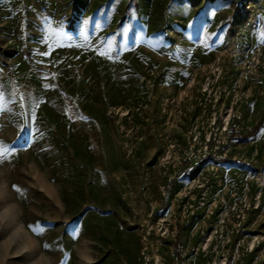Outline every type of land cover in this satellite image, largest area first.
Here are the masks:
<instances>
[{"label": "rangeland", "instance_id": "1", "mask_svg": "<svg viewBox=\"0 0 264 264\" xmlns=\"http://www.w3.org/2000/svg\"><path fill=\"white\" fill-rule=\"evenodd\" d=\"M0 264H264V0H0Z\"/></svg>", "mask_w": 264, "mask_h": 264}]
</instances>
